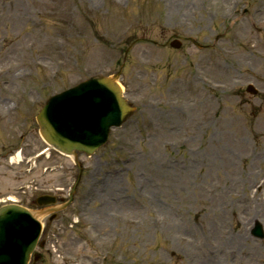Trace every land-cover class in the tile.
<instances>
[{"label": "rangeland", "instance_id": "obj_1", "mask_svg": "<svg viewBox=\"0 0 264 264\" xmlns=\"http://www.w3.org/2000/svg\"><path fill=\"white\" fill-rule=\"evenodd\" d=\"M175 1L0 0V197L27 180L39 189L19 197L33 210L39 193L68 197L73 158L51 149L32 173L8 162L47 146L36 116L51 95L123 67L136 106L104 147L79 155L74 205L42 219L29 264H264L251 233L264 227V79H248L264 31L247 24L264 0ZM173 34L204 47L165 46Z\"/></svg>", "mask_w": 264, "mask_h": 264}, {"label": "water", "instance_id": "obj_2", "mask_svg": "<svg viewBox=\"0 0 264 264\" xmlns=\"http://www.w3.org/2000/svg\"><path fill=\"white\" fill-rule=\"evenodd\" d=\"M131 112L114 79L101 77L52 98L38 121L43 136L59 150L91 153L105 140L110 125L122 122ZM12 209L15 212L4 211L0 217V264H26L40 228L25 209ZM30 234L33 239L28 242Z\"/></svg>", "mask_w": 264, "mask_h": 264}, {"label": "bare ground", "instance_id": "obj_3", "mask_svg": "<svg viewBox=\"0 0 264 264\" xmlns=\"http://www.w3.org/2000/svg\"><path fill=\"white\" fill-rule=\"evenodd\" d=\"M173 4L174 5H178L175 0H173ZM224 10H225L226 13L230 11V9L228 7L227 8H224ZM263 15H264V9L255 10L254 14L250 15V17L248 19L249 21H248L247 24L249 25V27L255 29V26L258 25V24L264 27V17H263ZM247 37H248L249 41L254 42L256 44L259 43L258 42V39H257V36L255 34H253L252 32H249L247 34ZM259 76L264 79L263 67L260 68V71L257 73V75L255 76V78H253V79H256V78L259 79ZM249 77H253V76L250 75ZM201 80L203 81V83H207L208 82L207 79H205L203 77H201ZM195 81H196V79H195ZM196 100L197 101H194V104L195 105H198V104H200L202 102L201 99H196ZM174 113H175V111H174ZM177 114H178V111L176 110V115ZM170 116H171L172 119H174L173 118L174 115L172 113L170 114ZM187 122H189V121H187ZM181 124H184V121H182ZM172 167L173 168H177L176 165H172ZM112 179H113V182H115L119 178H112ZM161 197H162V193L159 192L158 193L159 200H160ZM162 206H164V205L162 204ZM243 239L246 240V241L249 240V239H246L245 237H243Z\"/></svg>", "mask_w": 264, "mask_h": 264}]
</instances>
